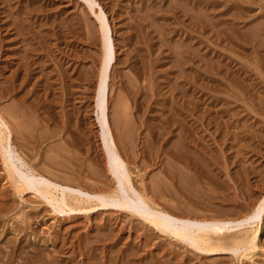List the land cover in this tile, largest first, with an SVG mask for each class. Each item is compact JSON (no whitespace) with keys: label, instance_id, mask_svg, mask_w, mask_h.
Here are the masks:
<instances>
[{"label":"rangeland","instance_id":"obj_1","mask_svg":"<svg viewBox=\"0 0 264 264\" xmlns=\"http://www.w3.org/2000/svg\"><path fill=\"white\" fill-rule=\"evenodd\" d=\"M3 1L0 0V9H2V11L0 10L1 11L0 12V22H1L0 23L1 24L0 25L1 26L0 27V41H1L0 42V110L1 111L4 110L6 112L4 113L7 116V118L9 117V121L12 123L11 126L12 127L15 126L16 129L15 130L14 128H12L13 139L11 142V150L13 151V156L12 154L11 156L13 158H11V160L13 161V163L19 166L20 163L17 160V158H14V156L15 157L20 156L21 158H23L25 162L28 163V165H31L33 168H35L37 172L39 171L40 173L45 174V176L47 175L46 177L48 178L49 176L53 178L57 176L56 178L58 179L62 178L60 180L62 182H65L64 179L66 178V182L68 181L70 188L73 189L80 188L82 192L91 190V188L112 190L114 188V182H113L114 175L112 174L111 167L109 166V162L107 160V154L101 139V127L97 118L98 115H97L95 100L93 95L97 81L96 75H98V68H99L98 61L96 62V60L99 58L101 54V44H100L101 34L99 33L100 32L99 21L97 20L96 15L89 8V6L86 4L84 0H5V2ZM166 1L165 0H146V1L145 0H97V2H99L100 5L103 6V11H105L106 18L107 20H109V26H111L112 31L114 30L112 33H114L113 39L115 41V46H116V52H117L116 56H118L117 62L120 60L118 65L113 66V71L116 70L114 74L112 69H111L112 72L110 71L111 73L110 75H112V78L111 76H109V78L112 80L110 79L108 80L111 89L109 90V94H110L109 111L111 110V106L113 105L117 106L114 103L116 102L119 96H122L124 100H126L125 104H123V110L125 107H126L125 112L128 110L124 115L125 117L122 118L123 119L122 124L126 127L125 130L129 128V126L130 129L133 128L131 130L132 131L131 133L129 131V134L127 131L130 129H128L127 131H122L124 136L122 135L121 137L122 133L120 131L123 130L121 128H124V126L121 124V120L120 122H118V120H115L116 122L115 121L114 122L117 123V125L114 124L116 125L114 128L112 124L111 127L112 129H115L113 130L114 132L115 131L118 132L117 130H119L120 133L113 132V135L115 137L117 136L116 134H120L118 137V141L120 139L122 143H120L119 141L118 144L117 137H115V140L117 142V145L119 146V151L121 153L122 159L127 163L128 168H130L129 171L131 173V178H132L131 184L139 188L144 186L147 192L149 191L148 194L153 197L154 194L157 195L161 191L159 194L162 195L161 198L165 197V199L159 198L160 195L158 194L157 195L158 197L157 196L156 198L154 197V199H157L156 200L157 202H159L160 200L165 202V200L167 199L166 200L167 206L169 201L172 205V206L170 205L171 209L176 210V211L174 210L175 214L179 213V210L180 213H182L184 211L182 208L185 207L186 208L185 211L187 210L188 213L190 212L189 213L190 215L191 214L194 215L196 213L199 216L200 214L204 216H218L221 214H226V215L230 214L234 216V214L237 215L238 213L244 211L249 204H251L261 194L264 193V0H171L172 4L170 0H166ZM7 2H11V4L9 3L11 6L7 4ZM156 4L158 5V7ZM153 5L156 6V9ZM2 6H4V8ZM28 6H31V9L28 8ZM149 6L151 8H149ZM20 7L24 12L21 10ZM122 7H124V9ZM160 7L162 10L160 9ZM171 7L173 8V10ZM131 8L133 9V11ZM139 8H143L145 10L144 12L145 13L147 12V14H145L146 15L145 17H144L143 9H139ZM157 8H159L160 10ZM27 9L29 10L28 13L26 14ZM37 9L39 10V14ZM40 9H42L43 11ZM13 10H17V11H13ZM93 10L99 11V7L96 3H94ZM10 11L13 12L10 13ZM34 11L37 14L35 13L33 14ZM150 11L152 13L154 11V13L153 14L151 13V15H149ZM116 12L117 14H115ZM168 12L170 13L172 12V13L170 14ZM22 13L25 14L20 15ZM130 13L133 14L130 15ZM135 13L136 16L138 15L141 18L139 19V17L137 16L135 20L134 18L136 17ZM159 13H161L162 15H160ZM165 13L168 14V16H166ZM174 13L177 16L172 15ZM9 14L11 15L8 16ZM12 14L13 15L15 14L16 17L13 16ZM154 14L156 16H154L153 17L154 19H152V16ZM6 15H7L6 18L8 20L4 17ZM31 15L33 16L31 17ZM43 15L44 17H42ZM11 16H12L11 21H13V17H15V20L17 22L16 21L14 22L16 23L15 25L17 26H15L12 22L9 21L10 20L9 17ZM22 16H25L26 18H22ZM159 16L161 17L163 16L162 17L163 19L160 18ZM169 16L172 17L169 18ZM179 16L180 18H178ZM35 17L39 19L41 18L40 19L41 21H37L38 19H36ZM142 17H144V20ZM148 17H150V19ZM18 19L22 23L19 22ZM55 19L61 20L60 23L62 22L61 23L62 25H60V23L58 22L59 20H55ZM45 20L46 21L48 20L47 23L50 26L47 25ZM133 20H135V23ZM85 21H88L89 23L87 22L85 25L84 24ZM30 22L33 24V26ZM130 22L132 24H130ZM150 22L153 23V25ZM19 23H20L19 25L20 27L18 26ZM27 23H29V26L30 25L32 26L30 27L31 30L27 25L26 27L28 29L26 27L24 28L25 24ZM63 23L66 25L70 23L68 25L69 28L66 27V25H64ZM42 24L45 26V28L42 27L43 26ZM63 25L64 27H62ZM71 25L72 27L74 25L75 26L80 25L79 27H76L75 30L79 28L82 29L84 25V29L82 30L83 32L80 31V29L77 30V36L75 37L76 35L75 30L72 34V31L75 27L72 28ZM89 25H90V29H89ZM135 25L136 26L138 25V28L140 29L139 31ZM150 25H152V27L156 26L155 31L158 32L156 33L154 31L155 28H151ZM133 26H135L137 30ZM70 27L72 28V30H70ZM86 27L88 29H86ZM157 27L158 28L160 27L159 30L157 29ZM8 28L10 32L8 31ZM66 28L67 30H69V33L66 30ZM19 29L22 31H20ZM23 29L25 30L27 29L26 32ZM48 29H51V32L48 31ZM52 29L54 32L52 31ZM59 29L62 31L61 32L62 34L58 32ZM163 29L165 30V32L163 31ZM17 30L19 31L17 32ZM65 30L67 31V34L63 32ZM92 30L93 31L95 30L94 31L95 33L91 34L93 32ZM23 31L25 33H27L28 31L30 34L28 35L27 33L26 35L25 34L23 35ZM40 31L42 34L40 33ZM87 31L89 32L87 33ZM131 31L133 34L131 33ZM56 32L59 34H57ZM81 32L84 35H82ZM84 32H86V34ZM38 33L41 34V36ZM53 34L56 36H54ZM11 35L13 37H11ZM20 35L25 37V40L27 38L29 39L31 36L32 37L30 38V40L27 39L26 42L24 41L23 37H19ZM37 35H39L40 37L36 38ZM57 35L58 36L61 35L60 36L61 38L58 37ZM72 35H73L72 37L73 40L70 38V36ZM94 35H96V37ZM48 36L50 38L46 42L47 43L46 45L48 46H45L44 40H47ZM88 36L89 38L95 37L94 39H97V41L95 40L96 41L95 43L91 42ZM136 36L137 37L140 36V38L142 37L141 38L142 40L139 37L137 38ZM150 36H152L153 38ZM84 37L87 40V42L86 40L84 41ZM159 37L160 39L162 38L161 40L163 42L160 40L162 43L159 42L158 39ZM41 38L44 42L41 41ZM69 38L71 39V41H69L70 40ZM134 38L136 41H134ZM3 39L4 40L6 39L5 41L7 43L4 42ZM17 39L18 41L20 40L19 43L18 41H16ZM31 39L34 42H32ZM14 40L17 44L14 43ZM39 40L40 43L43 42V45L45 47L40 45ZM61 40L62 41L68 40L69 42L65 41L64 43ZM53 41L54 42L57 41V42L54 43ZM122 41L123 43H121ZM66 42L68 44H66ZM116 42L118 45L116 44ZM32 43H35L34 46H36V48L39 45L42 46L43 50H46L48 48L54 49L53 51L51 49V51L52 53L55 51L53 53V55H55L54 56L55 58L58 56V53L59 55L62 54L60 53L61 49L62 52L64 51V53L62 54L63 56L61 55L64 58L61 59L59 58L60 57L59 56L56 59L60 62L59 64L61 65V67L63 65L65 71L69 69L67 70V72L68 74H70V76L68 74L66 75L69 76L70 79L71 77H75V80L74 78L72 79L73 80V85L71 87L73 93L72 95L70 96L68 95L69 94L68 90L65 87V83L67 81L65 79L62 80L61 78H58L59 80L58 83H57L58 80L55 81V77L53 76L54 71H52V69L53 68L56 69L57 67L56 68L53 67L54 64L53 62H51L50 64V61L47 62L46 60H44L46 58L44 54H40L39 59L38 58L37 59L39 62H42L40 60H44L45 61L44 64L48 65V67L46 66L45 69H42V71H44L43 72L44 74L45 72H47L49 75L52 73L50 77L48 76L51 82L47 80L48 79L47 74L45 76L44 74H42L44 77H46L45 79L42 75L38 77L39 72L34 73V71H36V69L38 68H36L35 70L29 73L27 72V70L25 71L23 70V65H21V63H23L24 61V59L21 58L22 52H19L17 54L12 50V48L16 47L19 44L22 45V47H27L30 46ZM166 44L170 46L167 47ZM40 46H39V51L41 52L42 48L40 50ZM59 46L60 48H58ZM31 47H33V45H31ZM66 47L71 50H68ZM130 48L131 50L129 51L128 49ZM167 49H172V50L168 51ZM186 49L187 51H184ZM161 50L163 52H161ZM47 51L51 53L50 49ZM135 52L137 55L135 54ZM139 52L141 53L140 54L141 56L139 55ZM11 53L14 55H12ZM34 54L35 56H37L36 53ZM45 54L47 55L46 52ZM130 54L131 55L135 54V57L137 56L136 57L137 59L133 57L134 55L131 56ZM172 54L175 57H173ZM42 55L43 58H41ZM66 56L69 57L65 58ZM92 56L94 57L91 58ZM129 56L130 58H128ZM123 57L124 59H122ZM141 57L143 58V61H141L142 60ZM16 58H19L20 60ZM125 58L131 59V61L129 60L128 62H125L128 60V59L126 60ZM70 59L73 62L69 61ZM173 59L174 60L177 59V60L174 61ZM14 60L15 61L19 60L16 63H18V65L20 66H16L17 64L14 63L15 62ZM137 60L140 62H138ZM181 60L184 61L182 62ZM70 62L73 64H71ZM136 62L139 64H137ZM141 62L142 64H144V66L140 65ZM66 63H68L70 67ZM93 63H95V65ZM89 65L90 68H88ZM137 65L138 66L140 65V68L143 67L141 68L142 70L140 69L141 73L138 71L139 70L138 67H137L138 70H136ZM33 66L35 65L33 64ZM33 66L31 65V67ZM91 66L93 67L94 71ZM95 66L96 68H94ZM86 67L89 70L91 69L89 71V73L91 72L90 74L86 70ZM178 67L180 68V70H178ZM60 68L59 67L57 68L58 71H60ZM81 69L83 71L85 70L84 71L85 73L82 72ZM21 70L24 72H22ZM50 71L51 73H49ZM79 71L80 73L78 74ZM176 72L177 75H175ZM21 73H24V76H27V78L26 77L23 78L24 76ZM30 73H32V75H30ZM92 73H94L95 76H93L94 74L92 75ZM33 74L34 76L37 74L36 76L38 77L39 80L37 79V77L35 78ZM86 74H87L86 77H89V75L91 77L90 78L91 84L87 85L88 87L90 86L89 89L85 85L87 84V80L85 77ZM12 75H15L16 77ZM127 75L128 77H126ZM113 76H115L114 78L116 79H113ZM119 76H121L122 79L119 78ZM139 76L140 78H138ZM52 77L54 79H52ZM34 78L36 79V81ZM129 78L132 81L128 80ZM33 79H34V83L37 82L35 84V87H34ZM172 79L175 82L171 81ZM22 80L24 81V83ZM122 80H124V82H122ZM48 81L50 82L49 83L50 85L53 84L52 86H54V88L49 86ZM43 82L46 84V86L45 84H43ZM55 83L56 85H54ZM74 83L76 84V86ZM80 83L82 85H80ZM123 83L126 88L122 86ZM168 83H170L171 85ZM57 84L59 85L64 84V85L63 86L61 85L60 87ZM32 85L33 87H31ZM128 86L130 87L128 88ZM83 87L84 89L87 88L86 91L83 89ZM172 87L174 89H172ZM44 88H46L47 90H45ZM177 88L180 89L177 91ZM61 89L63 92V96L60 95L62 94L60 93ZM132 91L135 92V95L134 93L132 94ZM115 92H117L119 95ZM56 93L63 98H61L58 95V99L61 98V100H57L56 99L57 95H55ZM50 94L51 95L54 94V96H51ZM153 94L155 97L153 96ZM43 96L46 98L47 102L45 101ZM66 96H68L67 98L69 99V103L67 101L68 99H66ZM52 98L54 99L51 101ZM111 98L112 101L114 99L113 101L114 103L111 101ZM178 99L180 101H178ZM50 101L51 102L54 101L53 103L55 105H53V103H50ZM133 101H135L134 105H133ZM139 104H141V106H139ZM114 106L112 108H114ZM129 106L130 109L128 108ZM15 107H17V109ZM162 108L164 109V111ZM9 109H11L10 111L12 112H10ZM85 110L88 111L86 112ZM19 111L20 113H23L21 115L22 116L21 118L23 119L21 118L19 119L20 117ZM157 111L159 112V114ZM67 112L69 114L72 113V115L67 117V115H69ZM130 112H132L131 115L133 116L132 119L130 116L131 114ZM13 113L16 114L14 115ZM65 114L67 115L65 116ZM135 114L137 115L135 116ZM47 115H49V117ZM17 117L19 120L17 119ZM124 118L126 119L125 121ZM129 122L130 124L133 122L132 124L134 125L132 124L130 125ZM118 123L120 124V126L121 125L122 126L121 127L118 126L119 125ZM19 124H21V126L23 125L22 129H20L21 127L19 126ZM17 128L19 130H17ZM182 129L184 130L185 133H183L184 135L183 134L181 135L185 136L184 138L186 139V141H184L185 140L184 138L182 140L179 139L181 137L180 133L183 132ZM182 143L184 147L183 145H181ZM178 148H180V151L182 150L183 152L181 153ZM172 149L176 151L174 152ZM184 152L186 153L184 154ZM173 153L176 154L174 155ZM191 155L193 157H191ZM179 156H181L180 157L181 159L182 157L184 159L181 161V159H179ZM201 156H202L201 159L202 161L199 160V157L201 158ZM190 158L193 159L189 160L188 162V159ZM206 164L209 165L210 167L207 166ZM169 167L173 170V172L175 171V173H173L174 175L171 173ZM177 168L181 170H178ZM22 169L25 171L26 167H22ZM167 169L169 170L168 172H166ZM169 172H170L169 176L171 177V180L169 176L167 177ZM176 173H178V175L184 173L182 174L183 177L181 175L178 176L179 181L174 179L177 178ZM4 175H5L4 166L0 155V179H1L0 200L2 202V203L0 202V246L2 247V250L0 247V252L2 251L1 252L2 254L0 253V257L2 259L4 258L3 260H5L7 257V256L5 257V255L8 254L6 252L11 251L9 248L14 250V252L12 253L13 259H10V261H8V264H20V261L22 262V260L24 259L25 260L27 259L29 264L31 263L33 264L35 260L32 259L33 257L36 258L35 256H37L38 253L39 254L36 259L42 256L41 259H43L44 257V259L46 260L49 259V257L51 258L52 255L55 257L56 254V257L59 258V260H61L59 264H80L77 263V260L73 261L72 259L74 258L71 259L72 261L69 260L70 259L68 256L69 252L65 254L64 252L61 253L55 252L57 251L58 247L60 248L64 244L67 246L69 245V242H71L72 240L76 242L77 241L76 239L78 240L80 239L81 242L83 241L82 244L84 243V241H86L84 245L88 244V246H93L94 248L93 252H96L95 258L97 256L102 255L101 254L102 247L105 245L106 247H104L103 249L106 251L105 254L107 258L109 257L108 254H110L111 256V258L109 257L111 259L110 260L111 262L109 261V264L110 263L111 264H115V263L117 264H252V263L264 264L260 256L255 257V261L251 263L252 260H250L249 258H244L242 259V261H240L235 253L233 252L231 253V251L228 250L221 252L218 251L216 253H208V252L206 253L204 251L202 252L199 249H195L192 246L184 244V242L182 241H178V240L176 241L174 238L171 237L168 238L166 234H162L157 230H154L146 220L142 219L139 215L134 214L128 208L114 204H106L103 206L98 205L88 211H82V212L80 210H74L73 212L65 211L64 213H59L57 211H54L50 204L46 203L42 197L41 199L40 196H37L36 193H34V191L32 190H27L26 192H24L23 198L18 196L16 193L13 192L12 187H10V184H8L9 181L7 180V178H5ZM58 176L61 178H59ZM172 176H174V178ZM158 177L162 178L161 180H163L164 183L168 182L171 186L173 185V188L171 186L170 187L172 188V190L175 189L174 191L177 193L175 194L174 191H172L167 184H164L160 179H158ZM180 179L183 180L180 181ZM157 180L158 181L160 180L159 182L161 184ZM173 180L176 183L180 182L179 186L181 185L183 186H181L180 188L175 182H173ZM151 182L157 184H153ZM190 183H192V185ZM149 186L150 187L152 186L151 188H156L157 190L160 188L159 192L155 189L151 190ZM164 186H167L168 190H166L167 188H165ZM6 189L9 190V192ZM163 189L165 190L163 191ZM190 190H193L194 192ZM195 190H197V192ZM209 190L211 193L208 192ZM154 191L155 192L157 191L156 192L157 194ZM171 191L175 195H172ZM167 193H171V194H167ZM164 194H167V196H165ZM248 196H250L251 199H248L250 198ZM263 196L264 194L260 198H262ZM195 197L197 198V200ZM215 197L218 199H216ZM161 201L159 203L163 206H166L164 202ZM208 202H210V204ZM189 205L191 206L193 205L192 211H190L191 207H189ZM213 205L216 207H212ZM223 207L224 208L226 207L228 209L226 208L224 209ZM237 208L239 209L241 208V211ZM187 211L186 213L185 212L183 213L188 214ZM197 211H199V213ZM10 223L12 226L10 225ZM263 226L264 223L262 224L260 230L261 232L259 233V239H258L259 243L260 242L264 243ZM20 227L22 230L20 229ZM20 231H22L25 235ZM34 231H35V235L33 236L32 234H34L33 233ZM26 232L28 235H26ZM37 234L39 237L37 236ZM54 234L57 236H55ZM72 234L74 236H72ZM105 234L107 235L105 236ZM83 235L86 237L84 238ZM109 237L111 238V240L109 239ZM61 240H63V242L65 240L66 242H64V244L63 243L61 244ZM103 240L106 241L107 244L106 242L104 243ZM145 242L146 245L144 244ZM109 247H110V251H109ZM132 248L134 251L132 250ZM129 249L130 251L128 252ZM107 250L109 251L108 254H107ZM116 251L117 252L120 251L119 254H116L117 253ZM256 252L258 253L259 250ZM120 254L123 255L121 256ZM29 255L30 256L35 255V256H32V259H30L31 257ZM117 255H119V257ZM25 256L27 257L25 258ZM61 257H63V260ZM95 258L92 260H94L95 262V260L98 259V261L96 260V262H99L102 256L97 257L96 259ZM2 259L0 260L2 261ZM257 259H259L260 263L258 262ZM126 261H130V262H126Z\"/></svg>","mask_w":264,"mask_h":264},{"label":"bare ground","instance_id":"obj_2","mask_svg":"<svg viewBox=\"0 0 264 264\" xmlns=\"http://www.w3.org/2000/svg\"><path fill=\"white\" fill-rule=\"evenodd\" d=\"M3 1V0H2ZM85 2H86V4L89 6V8L94 12V14L96 15V18H97V20L99 21V33L101 34H99L100 35V44H101V54H100V52H99V54H100V56H99V58L97 59V57H96V62L98 61V65H99V68H98V75H96L97 76V81H96V85H95V88H94V100H95V107H96V111H97V118H98V121H99V124H100V127H101V139H102V142H103V146H104V149H105V151H106V154H107V160H108V162H109V166L111 167V171H112V174L114 175V179H113V182H114V188L112 189V190H108V189H100V188H91V190H88V191H81L80 190V188H76V189H73V188H70V186H69V184H68V181L66 182V178L64 179L65 180V182H62V181H60L62 178L61 177H59V178H61V179H58V178H56L57 176H55L54 178L53 177H50L49 176V178L48 177H46L45 176V174H43V173H40L39 171L37 172V170L35 169V168H33L31 165H28V163L27 162H25L24 160H23V158H21L20 156H17V157H15L14 156V158H17V160L19 161V163H20V165L19 166H17V164H15V163H13V161L11 160V158H13L12 156H13V151L11 150V142H12V136H13V131H12V128H14L15 129V126L14 127H12L11 126V122L9 121V117L7 118V116L5 115V111L4 110H0V155H1V158H2V162H3V166H4V172H5V178H7V180L9 181V183L8 184H10V187H12V189H13V192L14 193H16L18 196H20L21 198H23V194H24V192H26L27 190H32V191H34V193H36V195L37 196H40V198L42 197L44 200H45V202L46 203H48V204H50L51 206H52V209L54 210V211H57V212H59V213H64L65 211H74V210H80L81 212L82 211H88V210H90V209H92L93 207H96V206H98V205H101V206H103V205H106V204H114V205H118V206H122V207H125V208H128L131 212H133L134 214H137V215H139L142 219H144V220H146L151 226H152V228L154 229V230H157L158 232H160V233H162V234H166V236H168V238L169 237H171V238H174L176 241L178 240V241H182V242H184V244H187V245H189V246H192V247H194L195 249H199V250H201L202 252L204 251V252H208V253H216V252H221V251H226V250H228V251H231V253L233 252V253H235L236 254V256H238V259L240 260V261H242V259H244V258H249L250 260H252L251 261V263L252 262H254L255 261V257H258V256H260L261 258H262V262L264 263V243L263 242H260L259 243V241H258V239H259V233L261 232L260 230H261V226H262V224L264 223V196L262 197V198H260L263 194H261L256 200H254L251 204H249L247 207H246V209L244 210V211H242V212H240V213H238L237 215L236 214H234V216H232V215H226V214H221V215H218V216H204V215H201L200 214V216L198 215V214H194V215H190L189 213H188V211H187V213L188 214H185L186 213V211H185V207L184 208H182L184 211L183 212H185V213H180V210H179V213H176L175 214V212H174V210L173 209H171V207H170V205H171V203L168 201V206H167V203H166V200H165V202L164 201H161V202H164V204L166 205V206H163V205H161L159 202H157L156 200L157 199H154V197L156 198V196L161 192H159V189L157 190L156 188H151L150 186V189L151 190H157L159 193L157 194L155 191V193L157 194V195H155L154 193V197L153 196H151V195H149L148 194V192H147V190L144 188V186H142L141 188H139V187H135L133 184H131V180H132V178H131V173H130V171H129V169L130 168H128V166H127V163L122 159V157H121V153H120V151H119V146L117 145V142H116V140H115V137H117V141H118V137H119V135L120 134H116L117 136H115L114 137V135H113V130H115V129H112V127H111V125L113 124V126H114V128H115V126L117 125V123H115L116 121L115 120H118V122H120V120H121V124H122V118L123 117H125L124 115L126 114V112L128 111H126L125 112V108H124V110H123V104H125V101L126 100H124V98L122 97V96H119L118 98H117V100H116V102H117V104H116V102L114 103L113 101H114V99H113V101H112V98H111V101L115 104V105H117V106H114L112 103V105L114 106V108H112L113 106H111V110L109 111V90H111L110 89V86H109V83H108V80L110 79L109 78V76H111V78H112V75H110L111 73H110V71H111V69H112V71H113V66L114 65H118V63H119V61L117 62V59H118V56H116L117 55V52H116V46H115V41H114V39H113V34L114 33H112L113 31H112V28H111V26H109V20H107V18H106V14H105V11H103V6H101L100 5V3L99 2H97V0H84ZM146 1V0H145ZM166 1V0H165ZM3 2H5V0L3 1ZM96 3L97 5H98V7H99V11H94L93 10V7H94V3ZM119 2V1H118ZM122 2V1H121ZM135 2V1H134ZM139 2V1H138ZM149 2V1H148ZM152 2V1H151ZM163 2V1H162ZM166 2H169V1H166ZM170 2H171V0H170ZM214 2V1H213ZM212 2V3H213ZM11 4V2H7V4ZM111 3V2H110ZM132 3V2H131ZM141 3H143V2H141ZM153 3H154V1H153ZM152 3V4H153ZM160 3V2H159ZM159 3H157V4H159ZM174 3V2H173ZM9 4V5H10ZM16 4V3H15ZM140 4V3H139ZM146 4V3H145ZM156 4V5H157ZM163 4V3H162ZM161 4V5H162ZM167 4V3H166ZM171 4H172V2H171ZM184 4V3H183ZM182 4V5H183ZM186 4H187V2H186ZM195 4H196V2H195ZM209 4H211V3H209ZM5 5V4H4ZM13 5V4H12ZM20 5V4H19ZM23 5V4H22ZM120 5V4H119ZM143 5V4H142ZM168 5V4H167ZM220 5V4H219ZM11 6V5H10ZM25 6V5H24ZM112 6H114V5H112ZM131 6H132V4H131ZM146 6V5H145ZM148 6V5H147ZM154 6V5H153ZM3 8H4V6H2ZM1 7V8H2ZM26 7V6H25ZM108 7V6H107ZM143 7V6H142ZM155 7V9H156V6H154ZM157 7H158V5H157ZM174 7H175V5H174ZM181 7H183V6H181ZM180 7V8H181ZM9 8V7H8ZM12 8V7H11ZM17 8V7H16ZM21 8V7H20ZM28 8H30L31 9V6H28ZM34 8H35V6H34ZM38 8V7H37ZM39 8H42V7H39ZM118 8V7H117ZM123 9H124V7H122ZM130 8V7H129ZM148 8V7H147ZM149 8H151L150 6H149ZM148 8V9H149ZM164 8V7H163ZM169 8V7H168ZM172 8V7H171ZM24 9V8H23ZM111 9V8H110ZM132 9V8H131ZM139 9H143V8H139ZM154 9V10H155ZM157 9H159V8H157ZM160 9H161V7H160ZM159 9V10H160ZM165 9V8H164ZM170 9V8H169ZM175 9V8H174ZM1 11H2V9H0ZM11 10V9H10ZM21 10H22V8H21ZM20 10V11H21ZM28 10L29 9H27V12H26V14L28 13ZM40 10H42V9H40ZM152 10V9H151ZM162 10V9H161ZM172 10H173V8H172ZM171 10V11H172ZM180 10V9H179ZM185 10V9H184ZM184 10H182V11H184ZM0 11V12H1ZM3 11H4V9H3ZM13 11H17V10H13ZM12 11V12H13ZM19 11V10H18ZM23 11V10H22ZM37 11H38V14H39V10L37 9ZM43 11V10H42ZM129 11V10H128ZM132 11H133V9H132ZM131 11V12H132ZM136 11H137V9H136ZM142 11V10H141ZM140 11V12H141ZM145 10L143 9V12H144ZM147 11V10H146ZM6 12V11H5ZM5 12H3V13H5ZM11 11H10V13H12ZM24 12V11H23ZM32 12V11H31ZM139 12V11H138ZM157 12H158V10H157ZM167 12V11H166ZM174 12V11H173ZM178 12V11H177ZM186 12H187V10H186ZM2 13V14H3ZM7 13V12H6ZM37 14L35 11L33 12V14ZM42 13V12H41ZM40 13V14H41ZM46 13V12H45ZM129 13V12H128ZM151 11H150V14H149V12H148V14L149 15H151ZM153 13H154V11H153ZM152 13V14H153ZM168 13H170V12H168ZM172 13V12H171ZM170 13V14H171ZM182 13V12H181ZM8 14V13H7ZM15 14H16V12H15ZM13 15V16H15L16 17V15ZM25 13H22V14H20V15H24ZM32 14V13H31ZM115 14H117V12L115 13ZM119 14V13H118ZM127 14V13H126ZM133 13H130V15H132ZM145 14H147V12L145 13L144 12V17L146 16ZM157 14V13H156ZM160 15H162L161 13H159ZM166 14V13H165ZM169 14V15H170ZM185 14V13H184ZM183 14V15H184ZM11 14H9L8 16H10ZM19 15V14H18ZM123 15V14H122ZM172 15H176L175 13L174 14H172ZM186 15V14H185ZM26 16V15H25ZM25 16H22V18H26ZM33 15H31V17H32ZM46 16V15H45ZM118 16H120V15H118ZM135 16H136V13H135ZM138 16V15H137ZM137 16L136 17H134L135 18V20H136V18H137ZM143 16V15H142ZM154 16H156L155 14L152 16V19H154L153 17ZM164 16V15H163ZM162 16V17H163ZM166 16H168V14H166ZM165 16V17H166ZM177 16V15H176ZM187 16V15H186ZM5 18L7 17V15L6 16H4ZM15 17H13V21H11V18H12V16L11 17H9L10 18V22H12L14 25L16 24L14 21H16L15 20ZM27 17H29V16H27ZM39 17H41V16H39ZM42 17H44V15L42 16ZM113 17V16H112ZM126 17V16H125ZM129 17V16H128ZM139 17V16H138ZM144 17H142L143 18V20H144ZM160 18H162L161 16H159ZM170 17H172V16H169V18ZM174 17V16H173ZM1 18H2V15H1ZM19 18V17H18ZM36 18V17H35ZM46 18V17H45ZM127 18V17H126ZM133 18V19H134ZM141 17H139V19H140ZM147 18V17H146ZM149 19H150V17H148ZM176 18V17H175ZM178 18H180V16L178 17ZM192 18V17H191ZM7 19V18H6ZM20 19V18H19ZM18 19V20H19ZM30 19V18H29ZM36 19H38L37 21H41L39 18H36ZM60 19V18H59ZM59 19H55V20H59ZM83 19V18H82ZM113 19V18H112ZM123 19V18H122ZM148 19V20H149ZM152 19H151V21H152ZM163 19V18H162ZM2 20V19H1ZM8 20V19H7ZM25 20V19H24ZM23 20V21H24ZM28 20V19H27ZM50 20V19H49ZM84 20H86V19H84ZM84 20H82V21H84ZM121 20V19H120ZM135 20H133L134 21V23H135ZM157 20V19H156ZM155 20V21H156ZM4 21V20H3ZM2 21V22H3ZM6 21V20H5ZM9 21H8V23H9ZM36 21V22H37ZM46 21V20H45ZM48 21V20H47ZM47 21H46V23H47ZM60 21L61 20H59L58 22L60 23ZM124 21V20H123ZM131 21H132V19H131ZM139 21V20H138ZM141 21H142V19H141ZM154 21V20H153ZM165 21V20H164ZM168 21V20H167ZM7 22V21H6ZM17 22V21H16ZM19 22H21L20 20H19ZM35 22V21H34ZM50 22V21H49ZM53 22V21H52ZM68 22H71V21H68ZM73 22V21H72ZM88 21H85L84 22V24L86 25V23H87ZM183 22V21H182ZM1 23V22H0ZM4 23V22H3ZM22 23V22H21ZM31 23V22H30ZM58 23V24H59ZM62 23V22H61ZM60 23V25H62ZM65 23H67V22H65ZM79 23V22H78ZM77 23V24H78ZM89 23V22H88ZM134 23H133V25H134ZM139 23V22H138ZM142 23V22H141ZM148 23H149V21H148ZM147 23V24H148ZM151 23V22H150ZM155 23V22H154ZM170 23H171V21H170ZM32 24V23H31ZM50 24H52V23H50ZM55 24V23H54ZM57 24V23H56ZM64 24V23H63ZM70 23H68L67 25L66 24H64V25H66V27H68V25H69ZM72 24V23H71ZM76 24V23H75ZM130 24H132L131 22H130ZM137 24V23H136ZM140 24V23H139ZM138 24V25H139ZM143 24V23H142ZM152 25H153V23H151ZM157 24H158V22H157ZM1 25V24H0ZM8 25V24H7ZM9 25H10V23H9ZM8 25V26H9ZM20 25V23L18 24V26ZM26 25L30 28V27H32L33 26V24H32V26L30 25L29 26V23H27V24H25V26H24V28L26 27ZM41 25V24H40ZM43 25V24H42ZM47 25H49L48 23H47ZM64 25L62 26V27H64ZM81 25V24H80ZM79 25V26H80ZM118 25V24H117ZM122 25V24H121ZM138 25L136 26L137 28H138ZM152 25H150L151 26V28H155V27H152ZM156 25V24H155ZM12 26V25H11ZM10 26V27H11ZM15 26H17V25H15ZM23 26V25H22ZM36 26V25H35ZM50 26V25H49ZM52 26V25H51ZM55 26V25H54ZM58 26V25H57ZM79 26H73L72 27V25H71V27L72 28H74L73 29V31H72V34H73V32H74V30L76 29V27H79ZM135 26H133V27H135ZM145 26V25H144ZM161 26H162V24H161ZM1 27V26H0ZM4 27V26H3ZM9 27V28H10ZM20 27V26H19ZM37 27V26H36ZM42 27H44L45 28V26L43 25ZM70 27V30H72V28ZM123 27H124V25H123ZM135 27V28H136ZM140 27V26H139ZM149 27V26H148ZM9 28H8V31H9ZM16 28H18V27H16ZM23 28V27H22ZM27 28V27H26ZM47 28H49V27H47ZM69 28V27H68ZM131 28V27H130ZM137 28H136V30H137ZM160 28V27H159ZM159 28L157 27V29L159 30ZM5 29H7V28H5ZM28 29V28H27ZM26 29V30H27ZM33 29H35V28H33ZM32 29V30H33ZM53 29H54V27H53ZM53 29H52V31H53ZM64 29V28H63ZM80 29V28H79ZM79 29H77V30H79ZM84 29V25H83V28L82 29H80V31H82ZM86 29H88L87 27H86ZM89 29H90V25H89ZM116 29V28H115ZM165 29V28H164ZM163 29V31L165 32V30ZM20 30V29H19ZM19 30H17V32L19 31ZM25 32H26V30L25 29H23ZM30 30H31V28H30ZM36 30H38V29H36ZM66 30H67V28H66ZM63 31V32H65L66 34H67V31H68V33H69V30H67V31ZM77 30H75L76 32V35H75V37L77 36ZM122 30V29H121ZM126 30V29H125ZM133 30V29H132ZM140 29L138 28V31H139ZM156 30V28L154 29V31ZM161 30V29H160ZM178 30V29H177ZM20 31H22V30H20ZM23 31V35L25 34H27L28 33V35L30 34L28 31H27V33H25ZM35 31V30H34ZM33 31V32H34ZM45 31H46V29H45ZM48 31H50L51 32V29H48ZM48 31H47V33H48ZM93 31V30H92ZM95 31V30H94ZM92 32L91 34H93V33H95V32ZM128 31H130V30H128ZM153 31V30H152ZM153 31V32H154ZM162 31V32H163ZM10 32V31H9ZM11 32H12V30H11ZM17 32H15V33H17ZM32 32V31H31ZM39 32V31H38ZM49 32V33H50ZM54 32V31H53ZM52 32V33H53ZM59 33H61L62 31L59 29V31H58ZM83 32V31H82ZM81 32V33H82ZM89 31H87V33H88ZM98 32V31H97ZM123 32V31H122ZM156 32V31H155ZM158 32V31H157ZM156 32V33H157ZM160 32V31H159ZM163 32V33H164ZM2 33V32H1ZM6 33H8V32H6ZM35 33V32H34ZM40 33H41V31H40ZM46 33V32H45ZM46 33V34H47ZM57 33V32H56ZM59 33H57V34H59ZM79 33V32H78ZM85 34H86V32H84ZM131 33H132V31H131ZM130 33V34H131ZM152 33V32H151ZM22 34V33H21ZM39 34V33H38ZM42 34V33H41ZM41 34H39L40 36H41ZM62 34V33H61ZM80 34V33H79ZM90 34V35H91ZM126 34V33H125ZM133 34V33H132ZM137 34H140V33H137ZM4 35H5V33H4ZM17 35V34H16ZM15 35V36H16ZM27 35V36H28ZM34 35H36V34H34ZM33 35V36H34ZM39 35H37V37L36 38H38V37H40ZM54 35V34H53ZM81 35V34H80ZM82 35H84L83 33H82ZM88 35V34H87ZM86 35V36H87ZM157 35V34H156ZM165 35V34H164ZM176 35V34H175ZM2 36H3V34H2ZM45 36V35H44ZM54 36H56V35H54ZM58 36V35H57ZM61 36V35H60ZM60 36H58V37H60ZM68 36V35H67ZM79 36V35H78ZM95 37H96V35H94ZM131 36V35H130ZM153 36V35H152ZM152 36H150V37H152ZM158 36H159V33H158ZM11 37H13L12 35H11ZM19 37H23L22 35H20ZM32 37V36H31ZM30 37V38H31ZM50 37H52V36H50ZM63 37H64V35H63ZM62 37V38H63ZM69 37V36H68ZM72 37H73V35L72 36H70V38L72 39ZM80 37V36H79ZM82 37V36H81ZM94 37V38H95ZM115 37V36H114ZM121 37V36H120ZM137 37V36H136ZM139 38H140V36H138ZM137 37V38H138ZM3 38H5V37H3ZM24 38V41H26L25 40V37H23ZM30 38L28 39V40H30ZM36 38H35V40H36ZM54 38V37H53ZM57 38V37H56ZM61 38V37H60ZM69 38V39H70ZM88 38H89V36H88ZM94 38H89V40H91V42H93V43H95L96 41H97V39H94ZM132 38V37H131ZM136 38V39H137ZM142 38V37H141ZM140 38V39H141ZM153 38V37H152ZM155 38V37H154ZM14 39H15V37H14ZM20 39V38H19ZM33 39V38H32ZM32 39H31V41H32ZM46 39V38H45ZM48 39H50L49 38V36H48V38H47V40H44L45 41V46H48V45H46L47 43V41H48ZM65 39V38H64ZM66 39H67V37H66ZM71 39L69 40V41H71ZM75 39V38H74ZM77 39V38H76ZM82 39V38H81ZM118 39V38H117ZM117 39H116V41H117ZM159 39V42L160 43H162L163 41L160 39V37L158 38ZM4 40V39H3ZM6 40V39H5ZM4 40V42H6ZM8 40V39H7ZM52 40V39H51ZM50 40V41H51ZM53 40H55V39H53ZM73 40V39H72ZM86 39H85V37H84V41H85ZM88 40V41H89ZM96 40V41H95ZM120 40V39H119ZM118 40V41H119ZM142 40V39H141ZM162 42H161V41ZM174 40H175V38H174ZM16 41H18V39L16 40ZM20 41V40H19ZM19 41H18V43H19ZM23 41V40H22ZM41 41H43L42 40V38H41ZM43 41V42H44ZM49 41V42H50ZM60 41V40H59ZM62 41V40H61ZM65 41H68V40H63L62 42H64L65 43ZM68 41V42H69ZM128 41H130V40H128ZM134 41H136L135 40V38H134ZM158 41V40H157ZM166 41V40H165ZM164 41V42H165ZM1 42V41H0ZM11 42V41H10ZM27 42V41H26ZM32 42H34V41H32ZM43 42L42 43H40V40H39V43H40V45H42V46H44L43 45ZM52 42V41H51ZM54 42V41H53ZM57 42V41H56ZM56 42H54V43H56ZM86 42H87V40H86ZM139 42V41H138ZM138 42H136V43H138ZM176 42V41H175ZM7 43V42H6ZM14 43H16L15 42V40H14ZM22 43V42H21ZM36 43V42H35ZM35 43H32L31 45H33V47H31V45L30 46H27V47H22V45H17L16 47H14V48H12V50L14 51V52H16L17 54L19 53V52H22L21 53V58L22 59H24V61H23V63H21V65H23V70L25 71V70H27V72L29 73V72H32L33 70H35L36 68H38V69H36V71H34V73H38L39 74V76L38 77H40L42 74H44L43 72L44 71H42V69H45V67L47 66L48 67V65L47 64H44V60H46L47 62L48 61H50V64H51V62H53L52 64H53V67H61V65L59 64L60 62L56 59V58H58L59 56V58H64V57H62L63 55V53H64V51L62 52L61 50H60V53H62V54H60L59 55V53H58V56L55 58L54 56L55 55H53V53L55 52H53L52 53V51L54 50V49H52V48H48V49H46V50H43V48H42V46H40V50H41V48H42V50H41V52L39 51V46H37V48H36V46H34V44ZM38 43V44H39ZM71 43V42H70ZM89 43V42H88ZM121 43H123V41L121 42ZM120 43V44H121ZM159 43V44H160ZM168 43H169V41H168ZM180 43V42H179ZM17 44V43H16ZM25 44V43H24ZM23 44V45H24ZM37 44V45H38ZM49 44H51V43H49ZM66 44H68L67 42H66ZM72 44V43H71ZM116 44H117V42H116ZM119 44V45H120ZM133 44V43H132ZM155 44V43H154ZM173 44V43H172ZM183 44V43H182ZM13 45V44H12ZM29 45V44H28ZM57 45H58V43H57ZM65 45V44H64ZM83 45V44H82ZM96 45H98V44H96ZM118 45V44H117ZM123 45V44H122ZM150 45V44H149ZM158 45V44H157ZM163 45H165V44H163ZM167 45V44H166ZM177 45V44H176ZM179 45V44H178ZM185 45H186V42H185ZM14 46V45H13ZM44 46V47H45ZM66 46V45H65ZM74 46V45H73ZM130 46V45H129ZM133 46V45H132ZM148 46V45H147ZM160 46V45H159ZM168 46H170V45H167V47ZM52 47V46H51ZM68 47V46H67ZM66 47V48H67ZM71 47H72V45H71ZM76 47V46H75ZM119 47V46H118ZM127 47V46H126ZM137 47V46H136ZM161 47V46H160ZM160 47H158V48H160ZM165 47V46H164ZM177 47V46H176ZM47 48V47H46ZM54 48V47H53ZM58 48H60V46L58 47ZM70 48V47H69ZM121 48V47H120ZM133 48V47H132ZM156 48V47H155ZM157 48V49H158ZM10 49V48H9ZM50 49V51H51V49H52V51H51V53L49 52V51H47V50H49ZM64 49V48H63ZM68 49V48H67ZM73 49V48H72ZM78 49V48H77ZM140 49V48H139ZM163 49V48H162ZM172 49H174V48H172ZM172 49H167L168 51L170 50H172ZM178 49V48H177ZM185 49V48H184ZM68 50H71V49H68ZM100 50V49H99ZM126 50V49H125ZM129 51L131 50V48L130 49H128ZM33 51H34V53H36L37 54V56H35V54L33 53ZM75 51V50H74ZM98 51V50H97ZM129 51H128V53H129ZM155 51V50H154ZM157 51V50H156ZM174 51V50H173ZM181 51V50H180ZM183 51V50H182ZM184 51H187V49L186 50H184ZM11 52V51H10ZM45 52L47 53V55L45 54ZM57 52V51H56ZM59 52V51H58ZM68 52V51H67ZM70 52V51H69ZM72 52H73V50H72ZM161 52H163L162 50H161ZM8 53V52H7ZM75 53V52H74ZM73 53V54H74ZM85 53V52H84ZM167 53V52H166ZM178 53V52H177ZM181 53V52H180ZM12 54V53H11ZM10 54V55H11ZM40 54H44L45 55V59L44 60H40V61H42V62H39L38 61V59H39V57H40ZM57 54V53H56ZM77 54V53H76ZM96 54V53H95ZM98 54V55H99ZM135 54H136V52H135ZM135 54H130L131 56H133L134 58H136L135 57ZM141 53L139 52V55H140ZM159 54V53H158ZM168 54H169V52H168ZM175 54V53H174ZM187 54H188V52H187ZM12 55H14V54H12ZM51 55H53V56H51ZM62 55V56H61ZM65 55H66V53H65ZM81 55V54H80ZM94 55V54H93ZM137 55V54H136ZM138 55V56H139ZM160 55V54H159ZM167 55V54H166ZM180 55V54H179ZM183 55H184V53H183ZM8 56V55H7ZM71 56V55H70ZM74 56V55H73ZM77 56V55H76ZM75 56V57H76ZM86 56V55H85ZM141 56V55H140ZM172 56H173V54H172ZM172 56H171V59H172ZM6 57V56H5ZM14 57V56H13ZM67 57H69V56H66L65 58H67ZM75 57H73V58H75ZM78 57V56H77ZM94 56H92L91 58H93ZM173 57H175V56H173ZM38 58V59H37ZM41 58H43V55H42V57ZM40 58V59H41ZM128 58H130V56L128 57ZM127 58V59H128ZM142 58V57H141ZM140 58V59H141ZM182 58V57H181ZM16 59H19V58H16ZM15 59V60H16ZM72 59V58H71ZM71 59L69 60V61H71ZM95 59V58H94ZM122 59H124V57L122 58ZM126 59V58H125ZM126 59V60H127ZM131 59H132V57H131ZM131 59H128L127 61H125V62H128L129 60L131 61ZM137 59V58H136ZM135 59V60H136ZM168 59H169V56H168ZM168 59H166V60H168ZM185 59V58H184ZM14 60V61H15ZM20 60V59H19ZM19 60H17V61H19ZM64 60V59H63ZM73 60V59H72ZM88 60V59H87ZM139 60V59H138ZM137 60V61H138ZM174 60V59H173ZM175 60H177V59H175ZM174 60V61H175ZM7 61V60H6ZM11 61V60H10ZM13 61V60H12ZM17 61H15L14 63H16ZM61 61V60H60ZM65 61V60H64ZM75 61V60H74ZM93 61V60H92ZM95 61V60H94ZM141 61H143V58H142V60ZM172 61V60H171ZM182 61V60H181ZM184 61V60H183ZM182 61V62H183ZM186 61V60H185ZM8 62V61H7ZM21 62V61H20ZM19 62V63H20ZM68 62V61H67ZM71 62H73V61H71ZM70 62V63H71ZM77 62V61H76ZM138 62H140V61H138ZM179 62V61H178ZM177 62V63H178ZM9 63V62H8ZM61 63H63V62H61ZM65 63V62H64ZM117 63V64H116ZM130 63H132V62H130ZM137 63V62H136ZM136 63H134V64H136ZM176 63V64H177ZM17 64V65H16ZM16 64H14V65H16V66H20V65H18V63H16ZM33 64L35 65V66H33ZM66 64H68V63H66ZM71 64H73V63H71ZM94 65H95V63H93ZM122 64H123V62H122ZM137 64H139V63H137ZM180 64V63H179ZM31 65L33 66V67H31ZM60 65V66H59ZM69 65V64H68ZM68 65H67V67H68ZM140 65L142 66H144V64H142V62L140 63ZM140 65L138 66H136V70H138L140 73H141V71H140V69L141 68H143V67H141L140 68ZM166 65V64H165ZM10 66V65H9ZM12 66V65H11ZM66 66V65H65ZM87 66V65H86ZM15 67V66H14ZM28 67H30V68H28ZM62 67H63V65H62ZM61 67V68H62ZM66 67V68H67ZM69 67H70V65H69ZM92 67V66H91ZM126 67H127V65H126ZM131 67V66H130ZM137 67H138V69H137ZM179 67H182V66H179ZM178 67V70H180V68ZM11 68V67H10ZM19 68V67H18ZM50 68V67H49ZM56 68V69H57ZM60 68V71H58V69L56 70V69H52V71H54V77H55V81H57L58 80V78H61L62 80H66L67 82L65 83V87L67 88V90H68V95L70 96V95H72L73 93H72V89H71V87H72V85H73V78H74V80H75V77H71V79H70V74H68V72H67V70H69V69H67L66 71H65V69H64V67L61 69ZM88 68H90V65H89V67ZM87 67H86V70L88 71V73H89V71L91 70H89ZM94 68H96V66L94 67ZM135 68V67H134ZM149 68V67H148ZM162 68V67H161ZM160 68V69H161ZM17 69V68H16ZM92 69H93V67H92ZM118 69V68H117ZM121 69V68H120ZM119 69V70H120ZM131 69V68H130ZM177 69V68H176ZM47 70H48V68H47ZM50 70V69H49ZM74 70H75V68H74ZM82 70V69H81ZM142 70V69H141ZM22 71V70H21ZM24 71H22V72H24ZM85 71V70H84ZM83 70H82V72H84ZM93 71H94V69H93ZM92 71V72H93ZM111 71V72H112ZM116 70H114L113 71V74H114V72H115ZM176 71V70H175ZM14 72V71H13ZM12 72V73H13ZM40 72H41V74H40ZM67 72V73H66ZM96 72H97V70H96ZM119 72V71H118ZM153 72V71H152ZM49 73H51V71L49 72ZM70 73V72H69ZM72 73V72H71ZM80 73V71L78 72V74ZM85 73V72H84ZM83 73V74H84ZM87 73V72H86ZM91 73V72H90ZM89 73V74H90ZM121 73H122V70H121ZM126 73V72H125ZM158 73V72H157ZM156 73V74H157ZM171 73V72H170ZM21 74H23V76H24V73H21ZM47 74V78H48V76L50 77V75L52 74H48L47 72H45V74H44V76ZM66 74H68L69 76H67ZM82 74V75H83ZM94 73H92V75H93ZM120 74V73H119ZM119 74H117V75H119ZM132 74V73H131ZM138 74V73H137ZM167 74V73H166ZM184 74V73H183ZM187 74V73H186ZM11 75V74H10ZM27 75V74H26ZM29 75V74H28ZM30 75H32V73H30ZM37 75V74H36ZM34 76V74H33V76L36 78L37 76ZM81 75V76H82ZM130 75V74H129ZM134 75H136V74H134ZM151 75V74H150ZM149 75V76H150ZM155 75V74H154ZM175 75H177V72H176V74ZM12 76H15V75H12ZM43 76V75H42ZM43 76V77H44ZM87 76V74L85 75V77ZM93 76H95V74L93 75ZM173 76H174V74H173ZM16 77V76H15ZM27 78V76H24L23 78ZM38 77H37V79H38ZM84 77V76H83ZM115 76H113V79H116V78H114ZM126 77H128V75L126 76ZM170 77V76H169ZM187 77V76H186ZM19 78V77H18ZM29 78V77H28ZM34 78V79H35ZM45 79H46V77H44ZM77 78V77H76ZM91 77H90V75H89V77H86V80H87V84H85L86 86L88 85V84H91V79H90ZM93 78V77H92ZM96 78V77H95ZM119 78H121L122 79V77L121 76H119ZM135 78H136V76H135ZM138 78H140V76L138 77ZM160 78V77H159ZM174 78V77H173ZM11 79V78H10ZM9 79V80H10ZM22 79V78H21ZM34 79H33V83H34ZM43 79V78H42ZM52 79H54L53 77H52ZM120 79V80H121ZM127 79V78H126ZM162 79V78H161ZM14 80H15V78H14ZM39 80V79H38ZM44 80V79H43ZM43 80H41V81H43ZM47 80H49V78L47 79ZM82 80V79H81ZM95 80V79H94ZM110 80H112V79H110ZM128 80H130V78L128 79ZM136 80V79H135ZM134 80V81H135ZM168 80V79H167ZM23 81V80H22ZM21 81V82H22ZM26 81H27V79H26ZM35 81H36V79H35ZM50 81V80H49ZM48 81V84L51 82H49ZM53 81V80H52ZM54 81V82H55ZM83 81V80H82ZM130 81H132V80H130ZM171 81H173V79L171 80ZM32 82V81H31ZM45 82V81H44ZM43 82V84H45ZM53 82V83H54ZM59 82V80L57 81V83ZM84 82V81H83ZM86 82V81H85ZM122 82H124V80H122ZM173 82H175V81H173ZM172 82V83H173ZM23 83H24V81H23ZM37 83V82H36ZM36 83H34V87H35V84ZM46 83H47V81H46ZM62 83V82H61ZM79 83V82H78ZM92 83H94V82H92ZM116 83V82H115ZM153 83V82H152ZM42 84V83H41ZM75 84V83H74ZM111 84V83H110ZM128 84V83H127ZM168 84H170V83H168ZM167 84V85H168ZM38 85V84H37ZM36 85V86H37ZM53 84H49V86H51V87H53L54 88V86H52ZM54 85H56V83L54 84ZM57 85H59V84H57ZM62 86L64 85V84H61ZM61 85H59L60 87H61ZM80 85H82L81 83H80ZM171 85V84H170ZM176 85V84H175ZM175 85H174V87H175ZM179 85V84H178ZM182 85V84H181ZM41 86V85H40ZM39 86V87H40ZM45 86H46V84H45ZM75 86H76V84H75ZM113 86H114V84H113ZM112 86V87H113ZM119 86V85H118ZM121 86V85H120ZM122 86H124V83H123V85ZM141 86V85H140ZM159 86V85H158ZM31 87H33V85L31 86ZM88 87V86H87ZM90 87V86H89ZM89 87H88V89H89ZM93 87V86H92ZM91 87V88H92ZM130 86H128V88H129ZM133 87V86H132ZM135 87H137V86H135ZM142 87V86H141ZM164 87V86H163ZM166 87V86H165ZM169 87V86H168ZM171 87V86H170ZM179 87V86H178ZM184 87V86H183ZM76 88V87H75ZM121 88V87H120ZM124 88H126L125 86H124ZM167 88V87H166ZM11 89H13V88H11ZM45 90H47L46 88H44ZM83 89H84V87H83ZM86 89L87 88H85L84 90L86 91ZM116 89V88H115ZM134 89V88H133ZM133 89H130V90H133ZM143 89H144V87H143ZM142 89V90H143ZM156 89V88H155ZM170 89V88H169ZM172 89H174L173 87H172ZM172 89H171V91H172ZM180 89V88H179ZM178 88H177V91L179 90ZM183 89V88H182ZM37 90V89H36ZM117 90V89H116ZM127 90H129V89H127ZM141 90V89H140ZM148 90V89H147ZM176 90V89H175ZM33 91V90H32ZM50 91V90H49ZM57 91H59V90H57ZM88 91V90H87ZM90 91V90H89ZM170 91V90H169ZM56 92V91H55ZM54 92V93H55ZM91 92V91H90ZM111 92V91H110ZM122 92V91H121ZM120 92V93H121ZM129 92V91H128ZM143 92V91H142ZM175 92V91H174ZM182 92V91H181ZM181 92H179V93H181ZM184 92V91H183ZM32 93V92H31ZM30 93V94H31ZM57 93H59V92H57ZM55 94V95H57L55 98L57 99V100H61V98H63V97H61L60 95H62L63 96V92H62V89H61V91H60V93H62V94ZM115 93H117V92H115ZM126 93V92H125ZM134 93V95H135V92H133L132 91V94ZM145 93V92H144ZM186 93V92H185ZM40 94V93H39ZM118 94V93H117ZM122 94V93H121ZM120 94V95H121ZM158 94V93H157ZM173 94V93H172ZM187 94V93H186ZM38 95V94H37ZM49 95V94H48ZM51 95V94H50ZM58 95L61 97H59L60 99H58ZM64 95H65V92H64ZM119 95V94H118ZM117 95V96H118ZM176 95V94H175ZM40 96V95H39ZM51 96H54V94L53 95H51ZM115 96V95H114ZM124 96V95H123ZM126 96H127V94H126ZM153 96H154V94H153ZM163 96V95H162ZM68 96H66V99H68L67 98ZM81 97H82V95H81ZM80 97V98H81ZM87 97V96H86ZM113 97V96H112ZM135 97V96H134ZM155 97V96H154ZM170 97V96H169ZM29 98V97H28ZM43 98L45 99V101L47 102V100H46V98L43 96ZM50 98V97H49ZM72 98V97H71ZM88 98V97H87ZM86 98V99H87ZM149 98V97H148ZM21 99V98H20ZM48 99V98H47ZM54 98H52L51 99V101L53 100ZM126 99H129V98H126ZM141 99V98H140ZM144 99H145V97H144ZM166 99V98H165ZM43 100V99H42ZM50 100V99H49ZM76 100V99H75ZM133 100H135V99H133ZM147 100V99H146ZM149 100V99H148ZM173 100V99H172ZM50 101V103H53V102H51ZM68 101V103H69V99L67 100ZM77 101V100H76ZM81 101V100H80ZM89 101V100H88ZM178 101H180L179 99H178ZM37 102H39V101H37ZM58 102H61V101H58ZM79 102V101H78ZM134 102L135 101H133V105H134ZM138 102H140V101H138ZM145 102H147V101H145ZM170 102V101H169ZM185 102V101H184ZM49 103V104H50ZM65 103H66V101H65ZM71 103V102H70ZM73 103V102H72ZM164 104V103H163ZM48 105V104H47ZM51 105V104H50ZM53 105H55L54 103H53ZM127 105V104H126ZM137 105V104H136ZM155 105H157V104H155ZM16 106V105H15ZM17 106H18V104H17ZM52 106V105H51ZM50 106V107H51ZM57 106V105H56ZM67 106V105H66ZM84 106V105H83ZM87 106V105H86ZM85 106V107H86ZM128 106V105H127ZM139 106H141V104H139ZM145 106V105H144ZM154 106V105H153ZM169 106V105H168ZM12 107V106H11ZM46 107V106H45ZM53 107V106H52ZM51 107V108H52ZM68 107V106H67ZM70 107V106H69ZM116 107V108H115ZM134 107V106H133ZM10 108V107H9ZM13 108V107H12ZM16 109H17V107H15ZM47 108H49V107H47ZM50 108V109H51ZM129 109H130V106L128 107ZM127 108V109H128ZM7 109V108H6ZM5 109V110H6ZM15 109V110H16ZM71 109V108H70ZM114 109V110H113ZM163 109V108H162ZM11 109H9V111H10ZM13 110V109H12ZM14 110V111H15ZM55 110V109H54ZM65 110V109H64ZM75 110V109H74ZM161 110V109H160ZM68 111V110H67ZM76 111V110H75ZM86 111V110H85ZM88 111V110H87ZM86 111V112H87ZM131 111V110H130ZM141 111V110H140ZM148 111V110H147ZM163 111H164V109H163ZM5 112V113H4ZM10 112H12V111H10ZM55 112H57V111H55ZM65 112V111H64ZM69 112V111H68ZM67 112V113H68ZM110 112V113H109ZM158 112V111H157ZM167 112V111H166ZM131 114H130V116L132 115V112H130ZM162 113H164V112H162ZM8 114V113H7ZM14 114V113H13ZM16 114V113H15ZM14 114V115H15ZM19 114H20V117H19V119L22 117L21 115L23 114V113H20V111H19ZM52 114V113H51ZM69 114V113H68ZM76 114V113H75ZM79 114V113H78ZM110 114V115H109ZM158 114H159V112H158ZM166 114V113H165ZM12 115V114H11ZM25 115V114H24ZM24 115H23V117H24ZM60 115V114H59ZM67 114H65V116H66ZM70 115H72V113H70L69 115H67V117L68 116H70ZM89 115V114H88ZM137 114H135V116H136ZM170 115H171V113H170ZM177 115V114H176ZM187 115V114H186ZM18 116V115H17ZM48 117H49V115H47ZM55 116V115H54ZM127 116H128V114H127ZM126 116V117H127ZM16 117V116H15ZM14 117V118H15ZM132 117L133 116H131V119H132ZM179 117V116H178ZM13 118V119H14ZM26 118V117H25ZM17 119H18V117H17ZM18 119V120H19ZM21 119H23V118H21ZM49 119V118H48ZM68 119V118H67ZM80 119V118H79ZM130 119V120H131ZM137 119V118H136ZM165 119V118H164ZM167 119V118H166ZM62 120V119H61ZM126 119L124 118V121H125ZM184 120V119H183ZM52 121V120H51ZM82 121V120H81ZM85 121V120H84ZM115 121V122H114ZM133 121V120H132ZM169 121V120H168ZM14 122H15V120H14ZM75 122V121H74ZM19 123H22V122H19ZM126 123V122H125ZM133 123V122H132ZM131 123V124H132ZM141 123V122H140ZM165 123H166V121H165ZM173 123V122H172ZM114 124H116V125H114ZM119 124V123H118ZM128 124V123H127ZM129 124H130V122H129ZM130 124V125H131ZM168 124V123H167ZM15 125H17V124H15ZM68 125V124H67ZM123 125V124H122ZM121 125V126H122ZM126 125V124H125ZM132 125H134V124H132ZM140 125V124H139ZM19 126L21 127L20 129H22L23 127V125L21 126V124H19ZM66 126V125H65ZM118 126H120V124L118 125ZM120 126V127H121ZM124 126V125H123ZM129 126V125H128ZM136 126V125H135ZM26 127V126H25ZM131 127H134V126H131ZM137 127V126H136ZM167 127H168V125H167ZM71 128V127H70ZM118 128V127H117ZM125 126H124V128H121V129H123V130H121L120 132L122 133V131H127L128 129H130V126H129V128H127L126 130H125ZM165 128V127H164ZM82 129V128H81ZM86 129V128H85ZM119 129V128H118ZM133 129V128H132ZM132 129H130V130H128L127 132H128V134H129V131H130V133L132 132L131 130ZM166 129V128H165ZM16 130V129H15ZM17 130H19L18 128H17ZM172 130V129H171ZM183 130V129H182ZM80 131V130H79ZM118 132H119V130H117ZM19 132V131H18ZM118 132H114V133H118ZM119 132V133H120ZM183 133H185L184 132V130H183V132H181L180 133V135L181 134H183ZM122 135L124 136V134L122 133L121 134V137H122ZM184 135V134H183ZM183 135H181V137L179 138V139H183L185 136H183ZM125 136H126V134H125ZM178 136H179V134H178ZM189 137V136H188ZM177 138V137H176ZM187 138V137H186ZM179 139H178V142H179ZM185 139V138H184ZM125 140V139H124ZM119 141H120V139H119ZM119 141H118V144H119ZM176 141V140H175ZM184 141H186V139L184 140ZM183 141V142H184ZM129 142V141H128ZM180 142H182V141H180ZM187 142H188V140H187ZM120 143H122L121 141H120ZM176 143V142H175ZM128 144H131V143H128ZM177 144V143H176ZM202 144H203V142H202ZM181 145H183V143L181 144ZM12 146H13V144H12ZM175 146V145H174ZM208 146V145H207ZM183 147H184V145H183ZM172 148V147H171ZM174 148V147H173ZM204 148V147H203ZM207 148V147H206ZM206 148H205V150H206ZM175 149V148H174ZM179 149V151H180V148H178ZM181 149H183V148H181ZM185 149V148H184ZM188 149V148H187ZM14 150V149H13ZM168 150V149H167ZM173 150V149H172ZM186 150V149H185ZM170 151V150H169ZM174 152L176 151V150H173ZM178 151V150H177ZM218 151V150H217ZM181 153L183 152L182 150L180 151ZM189 152V151H188ZM16 153V152H15ZM14 153V154H15ZM180 153V154H181ZM186 152H184V154H185ZM11 154H12V156H11ZM174 155L176 154V153H173ZM190 155V154H189ZM194 155V154H193ZM197 155V154H196ZM195 155V156H196ZM178 156V155H177ZM188 156V155H187ZM181 156H179V159H181L180 158ZM191 157H193L192 155H191ZM197 158V157H196ZM184 158L182 157V159H181V161L183 160ZM191 159H193V158H190V159H188V162H189V160H191ZM198 159V158H197ZM202 159V156H201V158L199 157V160H201ZM198 160V161H199ZM202 161V160H201ZM17 162V161H16ZM156 162V161H155ZM186 162H187V159H186ZM200 162V161H199ZM157 163V162H156ZM206 163V162H205ZM211 163V162H210ZM195 164V163H194ZM160 165V164H159ZM168 165V164H167ZM196 165V164H195ZM207 165V164H206ZM172 166V165H171ZM170 166V167H171ZM202 166V165H201ZM207 166H209V165H207ZM22 167H26V170L24 171L23 169H22ZM84 167V166H83ZM168 167V166H167ZM169 167V168H170ZM194 167V166H193ZM198 167V166H197ZM210 167V166H209ZM168 168V169H169ZM176 168V167H175ZM188 168V167H187ZM199 168V167H198ZM166 170V172H168L169 170ZM178 169V168H177ZM176 169V170H177ZM197 169V168H196ZM205 169H207V168H205ZM170 170H171V173L173 174V173H175V171L173 172V170L170 168ZM178 170H181V169H178ZM198 170V169H197ZM211 170V169H210ZM53 171V170H52ZM82 171V170H81ZM183 171V170H182ZM178 172V171H177ZM181 172V171H180ZM202 172V171H201ZM201 172H200V174H201ZM205 172V171H204ZM208 172H209V170H208ZM3 173V172H2ZM179 173V172H178ZM178 173H176L177 175V178H174V176H172L174 179H176V180H178L179 181V178H178V176H182V174H184V173H182V174H179L178 175ZM29 174H30V176H29ZM49 174V173H48ZM169 174H170V172L168 173V175H167V177L169 176ZM203 174V173H202ZM174 175V174H173ZM161 176V175H160ZM165 176V175H164ZM195 176V175H194ZM209 176V175H208ZM162 177V176H161ZM170 177V176H169ZM183 177V176H182ZM192 177V176H191ZM207 177V176H206ZM186 178H187V176H186ZM189 178V177H188ZM196 178V177H195ZM158 179H162V178H159L158 177ZM165 179V178H164ZM190 179V178H189ZM212 179V178H211ZM1 180V179H0ZM7 180H4V181H7ZM63 180V181H64ZM142 180V179H141ZM159 180V181H160ZM170 180H171V177H170ZM181 180H183V179H180V181ZM3 181V182H4ZM158 181V180H157ZM158 181V182H159ZM163 183H164V181L163 180H161ZM167 181V180H166ZM169 181V180H168ZM177 181V182H178ZM192 181V180H191ZM206 181V180H205ZM204 181V182H205ZM1 182V181H0ZM173 182H175L174 180H173ZM184 182V181H183ZM187 182V181H186ZM151 183H153V182H151ZM160 183V182H159ZM163 183H162V185H163ZM176 183V182H175ZM221 183H223V182H221ZM153 184H157V183H153ZM161 184V183H160ZM164 184H167L168 185V187H170L171 185L168 183V182H166V183H164ZM174 184V183H173ZM178 186H179V184H180V182L179 183H176ZM182 184V183H181ZM191 185H192V183H190ZM3 185H4V183H3ZM149 185H150V183H149ZM159 185V184H158ZM161 185V186H162ZM7 186V185H6ZM5 186V187H6ZM154 186H157V185H154ZM153 186V187H154ZM181 186H183V185H181ZM181 186H179L180 188H181ZM193 186H194V183H193ZM9 187V186H8ZM165 188H167V186H164ZM164 187H161V188H164ZM172 188H173V185L171 186ZM170 187V188H171ZM88 188V187H87ZM172 188H171V190H172ZM176 188V187H175ZM178 188V187H177ZM179 188V189H180ZM192 188V187H191ZM195 188H197V187H195ZM206 188V187H205ZM213 188V187H212ZM67 189H69V190H67ZM189 189V188H188ZM211 189V188H210ZM7 190V189H6ZM9 190H10V188H9ZM9 190H7L8 192H9ZM74 190H77V191H74ZM162 190V189H161ZM165 189H163V191H164ZM166 190H168V188L166 189ZM175 190V189H174ZM174 190H172V191H174ZM181 190H183V189H181ZM205 190V189H204ZM203 190V191H204ZM261 190H263V189H261ZM6 191V192H7ZM172 191H171V193H172ZM190 191H193V190H190ZM196 192H197V190H195ZM4 192V191H3ZM12 192V191H11ZM166 192V191H165ZM164 192V193H165ZM169 192H170V190H169ZM181 192H183V191H181ZM194 192V191H193ZM208 192H210V190L208 191ZM163 193V192H162ZM171 193H167V194H171ZM174 193L176 194L177 192H175L174 191ZM192 193V192H191ZM211 193V192H210ZM214 193V192H213ZM167 194H164L165 196H167ZM175 194H173L172 193V195H175ZM183 194H185V193H183ZM206 194H207V192H206ZM215 194H217V193H215ZM214 194V195H215ZM160 195V194H159ZM163 195V196H164ZM178 195V194H177ZM176 195V196H177ZM161 196L162 195H160V197L159 198H161ZM171 196V195H170ZM180 196V195H179ZM158 197V196H157ZM173 197V196H172ZM211 197V196H210ZM248 197H250V196H248ZM41 198V199H42ZM163 198V197H162ZM161 198V199H162ZM193 198H194V196H193ZM196 198V197H195ZM216 198V197H215ZM243 198V197H242ZM241 198V199H242ZM163 199H165V197L163 198ZM168 199H171V198H168ZM214 199V198H213ZM216 199H218V198H216ZM248 199H251V197L250 198H248ZM196 200H197V198H196ZM206 200H208V199H206ZM171 201V200H170ZM181 201V200H180ZM225 201V200H224ZM0 202H1V200H0ZM44 202V201H43ZM44 202V203H45ZM2 203V202H1ZM173 203V202H172ZM188 203V202H187ZM209 204H210V202H208ZM32 204V203H31ZM175 204H176V202H175ZM2 205V204H1ZM37 205V204H36ZM43 205V204H42ZM208 205V204H207ZM31 206H33V205H31ZM30 206V207H31ZM35 206V205H34ZM172 206V205H171ZM175 206V205H174ZM180 206H182V205H180ZM187 206V205H186ZM193 206V205H192ZM192 206L191 205H189V207H191V210L190 211H192ZM3 207V206H2ZM167 207V208H166ZM188 207V208H189ZM212 207H216V206H212ZM173 208V207H172ZM218 208V207H217ZM220 208V207H219ZM224 208V207H223ZM226 208V207H225ZM224 208V209H225ZM177 209V208H176ZM216 209V208H215ZM226 209H228V208H226ZM237 209H239V208H237ZM173 210V211H172ZM178 210V209H177ZM196 210V209H195ZM220 210V209H219ZM231 210V209H230ZM240 211H241V208L239 209ZM49 211V210H48ZM176 211V210H175ZM204 211V210H203ZM18 212V211H17ZM41 212V211H40ZM198 213H199V211H197ZM201 212V211H200ZM205 212V211H204ZM49 213V212H48ZM202 213V212H201ZM25 214V213H24ZM53 214H55V213H53ZM11 217V216H10ZM34 217H35V215H34ZM57 217V216H56ZM68 217H69V215H68ZM12 218V217H11ZM21 219V218H20ZM65 219V218H64ZM5 221V220H4ZM10 221V220H9ZM54 221V220H53ZM6 222H8V221H6ZM20 222V221H19ZM25 223V222H24ZM9 224V223H8ZM37 224V223H36ZM54 224V223H53ZM10 225H11V223H10ZM23 225V224H22ZM35 225V224H34ZM2 226V225H1ZM5 226V225H4ZM12 226V225H11ZM49 227V226H48ZM264 227V226H263ZM59 228V227H58ZM20 229H21V227H20ZM22 230V229H21ZM17 231V230H16ZM19 231V230H18ZM31 231H33V230H31ZM63 231V230H62ZM20 232H22V231H20ZM64 232V231H63ZM89 232V231H88ZM19 233V232H18ZM17 233V234H18ZM23 233V232H22ZM34 234H32L33 236L35 235V231L33 232ZM42 233V232H41ZM81 233V232H80ZM87 233V232H86ZM24 234V233H23ZM64 234V233H63ZM78 234V233H77ZM85 234V233H84ZM25 235V234H24ZM26 235H28L27 234V232H26ZM30 235V234H29ZM31 235V236H32ZM55 235V234H54ZM86 235V234H85ZM88 235V234H87ZM107 234H105V236H106ZM37 236H38V234H37ZM55 236H57V235H55ZM55 236H54V238H55ZM72 236H74L73 234H72ZM104 236V235H103ZM36 237V236H35ZM35 237H34V239H35ZM39 237V236H38ZM60 237V236H59ZM83 237L85 238L86 236H84L83 235ZM111 237V236H110ZM109 237V239L111 240V238ZM114 237V236H113ZM49 238V237H48ZM107 238H108V236H107ZM146 238V237H145ZM144 238V239H145ZM46 239V238H45ZM53 239V238H52ZM57 239H58V237H57ZM98 239V238H97ZM100 239H103V238H100ZM48 240V239H47ZM77 241L75 242L74 240H72L71 242H69V245H65L64 244V242H66L65 240H64V242H63V240H61V244L63 243L64 245L63 246H61L60 248L58 247L57 248V251H55V252H64V254L65 253H67V252H69L68 253V256H69V260H71L72 258H74V259H72L73 261L75 260H77V263H80V264H109V261L111 260L110 258H111V256H110V254H108V252L110 251V247H109V251L107 250V254L109 255V260H108V258H107V256H106V254H105V250L103 249L104 247H106L105 245L102 247V255H100V256H102V258H101V260H99V262H96V260L98 261V259H96L97 257H100V256H97L96 258H95V253L96 252H93V250H94V248H93V246H88V244L86 245H84V243L86 242V241H84V243L82 244V242L80 241V239L78 240V239H76ZM88 240V239H87ZM106 240V239H105ZM38 241V240H37ZM56 241V240H55ZM58 241V240H57ZM60 241V240H59ZM92 241V240H91ZM94 241V240H93ZM96 241V240H95ZM108 241V240H107ZM100 242V241H99ZM103 242L105 243L106 241H104L103 240ZM126 242V241H125ZM150 242V241H149ZM149 242H147V243H149ZM88 243V242H87ZM92 243V242H91ZM110 243V242H109ZM108 243V244H109ZM57 244V243H56ZM94 244V243H93ZM103 244V243H102ZM106 244H107V242H106ZM127 244V243H126ZM145 245H146V242L144 243ZM83 245V246H82ZM89 245H91V244H89ZM96 245V244H95ZM111 245V244H110ZM140 245V244H139ZM8 246V245H7ZM6 246V247H7ZM138 246V245H137ZM144 246V245H143ZM154 246V245H153ZM1 247V246H0ZM9 247V246H8ZM7 247V248H8ZM95 247V246H94ZM97 247V246H96ZM124 247V246H123ZM141 247H142V245H141ZM5 248V247H4ZM11 251L10 252H6V253H8L7 255H5V257H6V259L5 260H3L1 257H0V259H2V261L0 260V264H8V261H10V259H13L12 257V253L14 252V250H12L11 248H9ZM55 249V248H54ZM107 249V248H106ZM114 249V248H113ZM131 249V248H130ZM130 249L128 250V252L130 251ZM1 250H2V247H1ZM16 250V249H15ZM116 250V249H115ZM132 250H133V248H132ZM131 250V251H132ZM136 250V249H135ZM144 250V249H143ZM163 250H164V248H163ZM259 250V252L257 253L256 251H258ZM6 251V250H5ZM8 251V250H7ZM53 251V250H52ZM114 251V250H113ZM113 251H112V253H113ZM134 251V250H133ZM145 251V250H144ZM2 252V251H1ZM0 252V253H1ZM21 252V251H20ZM26 252V251H25ZM29 252V251H28ZM101 252V251H100ZM117 252V251H116ZM120 252V251H119ZM119 252H117L116 254H119ZM4 253V252H3ZM5 253V254H6ZM24 253V252H23ZM27 253V252H26ZM34 253V252H33ZM54 253V252H53ZM123 253V252H122ZM138 253H140V252H138ZM141 253H142V251H141ZM162 253V252H161ZM2 254V253H1ZM39 254V253H38ZM38 254H37V256H38ZM55 254V253H54ZM131 254H132V252H131ZM135 254V253H134ZM27 255V254H26ZM36 255V254H35ZM35 255H32V256H35ZM41 255V254H40ZM121 256L123 255V254H120ZM126 255V254H125ZM28 256V255H27ZM27 256H25V258L27 257ZM30 256V255H29ZM32 256H30L31 258L30 259H32ZM37 256H35L36 258H37ZM57 256H59V255H57ZM68 256H67V258H68ZM118 257H119V255H117ZM127 256V255H126ZM150 256V255H149ZM235 256V255H234ZM22 257V256H21ZM134 257V256H133ZM18 258V257H17ZM24 258V257H23ZM29 258V257H28ZM36 258H34L33 257V259L32 260H35L34 262H33V264H59L60 263V261L61 260H59V258H57L56 257V254H55V257L52 255L51 256V258L49 257V259H44V257H43V259H41L42 258V256L41 257H39L38 259H36ZM62 258V260H63V257H61ZM96 259L95 260V262H94V260H92V259ZM137 258V257H136ZM140 258V257H139ZM145 258V257H144ZM21 259V258H20ZM100 259V258H99ZM121 259V258H120ZM22 260V259H21ZM71 260V261H72ZM116 260V259H115ZM119 260V259H118ZM117 260V261H118ZM122 260V259H121ZM139 260V259H138ZM258 260V262H259V259H257ZM30 261V260H29ZM123 261V260H122ZM130 261H132V260H130ZM130 261H126V262H130ZM12 262V261H11ZM69 262V261H68ZM111 262V261H110ZM121 262V261H120ZM141 262V261H140ZM15 263V262H14ZM63 263H65V262H63ZM124 263V262H123ZM135 263V262H134ZM139 263V262H138ZM260 263V262H259ZM20 264H29L28 263V260L26 259H24V260H22V262L20 261ZM32 264V263H31ZM111 264V263H110ZM115 264H117V263H115ZM253 264V263H252Z\"/></svg>","mask_w":264,"mask_h":264}]
</instances>
